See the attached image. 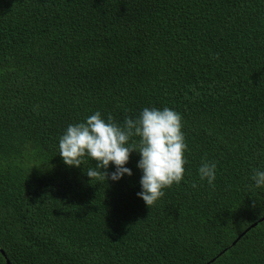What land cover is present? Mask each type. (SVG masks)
Wrapping results in <instances>:
<instances>
[{"label": "trees", "instance_id": "1", "mask_svg": "<svg viewBox=\"0 0 264 264\" xmlns=\"http://www.w3.org/2000/svg\"><path fill=\"white\" fill-rule=\"evenodd\" d=\"M144 107L179 112L188 145L184 179L148 207L137 152L131 176L89 181L96 162L67 168L58 147L96 111ZM256 169L264 0H0V264H264Z\"/></svg>", "mask_w": 264, "mask_h": 264}, {"label": "clouds", "instance_id": "2", "mask_svg": "<svg viewBox=\"0 0 264 264\" xmlns=\"http://www.w3.org/2000/svg\"><path fill=\"white\" fill-rule=\"evenodd\" d=\"M182 128V115L169 107H144L137 117H125L122 123L111 115L105 119L100 111H96L84 121L67 126L59 138V155L67 168H82L89 159L95 161L94 167L84 170L89 181L102 178L118 182L132 175L128 167L130 154L137 152L141 190L136 195L148 207L165 195L164 189L184 179L188 145ZM110 164L114 171L108 173ZM198 175L214 187L217 162H202ZM250 180L249 188L264 189V170H254ZM93 214L99 221L118 224L110 211Z\"/></svg>", "mask_w": 264, "mask_h": 264}, {"label": "water", "instance_id": "3", "mask_svg": "<svg viewBox=\"0 0 264 264\" xmlns=\"http://www.w3.org/2000/svg\"><path fill=\"white\" fill-rule=\"evenodd\" d=\"M246 232H247V231H246ZM243 234H244V233H243ZM238 239H239V238H238ZM238 239H237V240H238Z\"/></svg>", "mask_w": 264, "mask_h": 264}]
</instances>
